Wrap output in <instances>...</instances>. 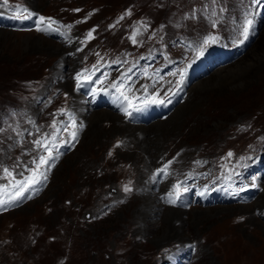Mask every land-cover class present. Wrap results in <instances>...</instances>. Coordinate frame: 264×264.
<instances>
[{
    "label": "rangeland",
    "instance_id": "374dc122",
    "mask_svg": "<svg viewBox=\"0 0 264 264\" xmlns=\"http://www.w3.org/2000/svg\"><path fill=\"white\" fill-rule=\"evenodd\" d=\"M75 93L147 132L177 120L150 232ZM0 201V264H264V0H0Z\"/></svg>",
    "mask_w": 264,
    "mask_h": 264
},
{
    "label": "bare ground",
    "instance_id": "6f19581e",
    "mask_svg": "<svg viewBox=\"0 0 264 264\" xmlns=\"http://www.w3.org/2000/svg\"><path fill=\"white\" fill-rule=\"evenodd\" d=\"M197 85L195 87H197ZM74 97L76 101L72 103L71 107L74 110V114L78 116L81 123L88 120L89 129L84 134L89 131L88 133L95 138V143L100 142V144L103 145V154L106 156V161H109L110 164L108 168L112 167L117 170L122 169L125 171V175L123 174L124 185L122 186H127L131 191L126 192L125 188L121 191L122 194L120 197H122V201H129L134 197V200H139L132 209L133 220L138 224L135 233L146 234L147 232H150V216L157 211V208L162 201L153 193L152 189L155 187V180L152 176L148 175V173L157 172L161 168L159 158L163 157V153H166L171 148H176L174 143L167 144L166 142L176 133L177 127H174V124L177 120L169 121V123H166V120H164V122L157 121L155 124L160 123L158 128L147 132L140 124H130L128 120H124V118H121L114 113L100 112L99 114L89 113V115H87V110H85L86 99L79 93H75ZM183 108L184 104L178 105L171 116L176 117ZM101 137L104 138L101 139ZM116 141H121V145L117 146L115 144ZM173 153L170 154L168 158L166 157L168 163L169 161L173 162ZM178 154H176L177 157ZM172 157L173 160L170 159ZM106 171L109 172L110 170ZM166 185L167 184L165 183L162 187H165ZM187 186L191 188L193 187V183H190ZM61 206L63 207L64 205ZM177 211L180 214L183 210L177 209ZM168 217H170V215L168 216L166 214L165 218L168 219ZM170 219V221H172V218ZM174 228V224L171 222V227L169 226L166 239H164L166 242L171 239H176L178 234L173 231ZM225 229L220 232L219 238L225 236L231 238L232 232L225 231Z\"/></svg>",
    "mask_w": 264,
    "mask_h": 264
},
{
    "label": "snow or ice",
    "instance_id": "6c2138e0",
    "mask_svg": "<svg viewBox=\"0 0 264 264\" xmlns=\"http://www.w3.org/2000/svg\"><path fill=\"white\" fill-rule=\"evenodd\" d=\"M6 2H7V0H5V3H6ZM256 2L259 3V0H256ZM29 15H32V14L30 13ZM25 18H27V17H25ZM48 19L51 20V18H48ZM44 20H45L44 17H39V21H40V22H43ZM252 23H253V21H252L251 19H249V20L246 21V26H245L244 29H243V35H244L245 39L247 38V36H248V34H249V28H250V26L252 25ZM37 30L48 31L49 28H48V27L41 28L40 24H38V25H37ZM88 35H89V37H90V36H91V32H90ZM134 42H135V41H134ZM215 42H216V37L209 36V37H207V38L204 40L203 43H204V45H208L209 43H215ZM78 87H79V85H78ZM112 87H113V88H118V85H117L116 83H113V84H112ZM126 115H128L127 112H126ZM79 127H80V129L82 130L83 127H84V125L81 124ZM77 134H78L77 132H73V133H72V138H73V139H76ZM35 144H36L37 146H40V145H41V141L37 140V141H35ZM118 146H119V145H118ZM45 149L48 150V149H47V146H45ZM231 155H232V153H229V156H231ZM39 161H40L41 164H48V162H49L48 158H46V157H44V156H40V157H39ZM3 171H4V173H6V174L9 175V176L12 175V173L9 171L8 168H4ZM44 179H47V177L45 176ZM23 183H25V182H21V187H23ZM252 186H253V187H256L255 184H253ZM175 187L179 188V185H177V186H175ZM186 190H187V189H185V191H186ZM125 191H126V192H127V191H131V189L128 188V187L126 186V187H125ZM171 195H172V194L169 193V197H171ZM179 199H180V197L177 195L176 198H174V199H168V200H167V203L175 205V204L177 203V200H179ZM6 203H8V202L0 201V205H4V204H6ZM243 219H244V217H239V218H238V220H243Z\"/></svg>",
    "mask_w": 264,
    "mask_h": 264
},
{
    "label": "trees",
    "instance_id": "16d2710c",
    "mask_svg": "<svg viewBox=\"0 0 264 264\" xmlns=\"http://www.w3.org/2000/svg\"><path fill=\"white\" fill-rule=\"evenodd\" d=\"M56 230V229H55Z\"/></svg>",
    "mask_w": 264,
    "mask_h": 264
}]
</instances>
